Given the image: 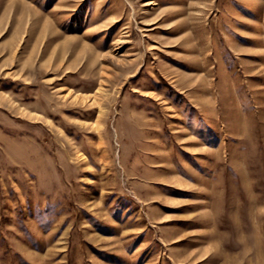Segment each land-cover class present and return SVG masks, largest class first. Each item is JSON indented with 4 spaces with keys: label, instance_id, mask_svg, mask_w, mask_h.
<instances>
[{
    "label": "rangeland",
    "instance_id": "1",
    "mask_svg": "<svg viewBox=\"0 0 264 264\" xmlns=\"http://www.w3.org/2000/svg\"><path fill=\"white\" fill-rule=\"evenodd\" d=\"M147 1L0 0V264H264V0Z\"/></svg>",
    "mask_w": 264,
    "mask_h": 264
},
{
    "label": "crops",
    "instance_id": "2",
    "mask_svg": "<svg viewBox=\"0 0 264 264\" xmlns=\"http://www.w3.org/2000/svg\"><path fill=\"white\" fill-rule=\"evenodd\" d=\"M18 2H21L22 4H25V3H27L28 4V0H7V2H6V5L9 7L10 5H9V3L11 4V6L9 7V8H14L15 7V4L16 3H18ZM35 1H33V3H34ZM37 4H38V0H37ZM25 8H27V5H26V7ZM22 16H23V13H22ZM24 16H25V14H24ZM6 23V22H5ZM6 30V25L5 24H1L0 25V33H2L3 31H5Z\"/></svg>",
    "mask_w": 264,
    "mask_h": 264
},
{
    "label": "bare ground",
    "instance_id": "3",
    "mask_svg": "<svg viewBox=\"0 0 264 264\" xmlns=\"http://www.w3.org/2000/svg\"><path fill=\"white\" fill-rule=\"evenodd\" d=\"M152 3H153V2H151V1L149 0V1H147V2L145 3V6H146V5H149V4H152ZM22 11H23V10H22ZM27 14H28V13H27ZM2 18H3V17H2ZM2 18H1V19H2ZM20 23H21V22H20Z\"/></svg>",
    "mask_w": 264,
    "mask_h": 264
}]
</instances>
